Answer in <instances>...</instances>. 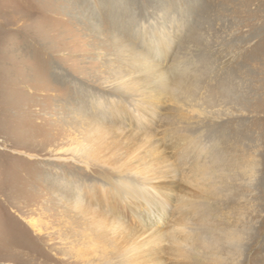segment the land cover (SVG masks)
<instances>
[{
    "label": "rangeland",
    "instance_id": "obj_1",
    "mask_svg": "<svg viewBox=\"0 0 264 264\" xmlns=\"http://www.w3.org/2000/svg\"><path fill=\"white\" fill-rule=\"evenodd\" d=\"M99 128L110 136L90 160L81 144ZM141 142L156 148L157 168L143 171L162 175L153 196H168L171 210L188 196L196 210L186 222L204 237L239 235L238 253L210 264H264V0H0V264L126 261L113 246L128 247L112 239L104 250L80 210L102 201L130 232L150 226L151 201H121L143 184L128 198L131 172L119 155L106 159L120 151L141 169ZM190 144L207 166L229 164L214 196L182 177ZM92 231L96 248L81 246ZM156 248L158 264H209L172 263L167 242Z\"/></svg>",
    "mask_w": 264,
    "mask_h": 264
},
{
    "label": "bare ground",
    "instance_id": "obj_2",
    "mask_svg": "<svg viewBox=\"0 0 264 264\" xmlns=\"http://www.w3.org/2000/svg\"><path fill=\"white\" fill-rule=\"evenodd\" d=\"M159 43L155 44L154 48H157ZM160 49H157V54L159 53ZM154 57V56H153ZM147 60L146 65L151 64ZM157 70L152 69L149 71L148 76H156ZM175 74V80H185L184 74L182 71H180V74L177 73L176 70H174ZM180 75V76H179ZM178 76V77H177ZM173 81V83L179 84L178 82ZM117 86L114 88L115 91L119 92L120 83L117 82ZM104 136V137H103ZM110 134H105L102 129L96 130L95 137H90V135H86L84 143L81 144V149L86 153V156L89 155L90 160H95L99 156L98 147L103 143L105 139H108ZM138 140H141L140 138ZM145 140V139H144ZM194 142V141H193ZM141 146L138 148V155H141V159L144 164L141 165V169L138 167H134L131 163H126L120 156L122 154H119L120 151H118L117 154L110 153L106 156L107 162L116 165L117 162V156L119 155V164L118 166L122 167L125 172L130 173L131 177L135 180V184L129 185V195L128 198H132V195L136 194V187L143 184V189L140 191L139 196H137L134 201L127 200L126 196L121 199V201L124 204L125 209L130 210V206H133V208H136V203L140 202L142 198H145L148 201H151L148 204L149 209L151 211H154L156 216L153 214L152 216H149V219L153 217V219L149 220V225L147 226L145 222V226L143 229H140L137 233H132L127 228V224L120 220L118 215V212H116L117 207L116 205L110 206L107 203H104L100 201L101 206L99 208H96L95 211H91L89 209L86 210H80L83 215H86L91 221H93V224H95V227L98 229V238L101 242V247L104 248V250L112 244H125L128 248L127 249H121L118 245L113 246V250L115 254L120 253V250H125V253L122 254V257H126V261H123L122 264H158L156 261L157 254L159 253V248H156L162 241L167 242V248L164 255L171 256L172 263L179 261L181 259L187 260V259H194L197 257V260L199 261L200 258H203L208 261L210 264L208 256L217 257L218 259L223 254L222 252L225 250L233 251L234 253H238L236 250L237 247H239V235L236 234H213L211 237H204V234H208L206 231H203V233H197V229L195 231L191 230L188 227V222L191 219L194 218L196 207L194 204L190 205L188 196L184 197H177V200L175 198L172 199V202H174V208L171 210V205H168V196L160 195L153 196L156 192L155 184L157 183L158 179L161 178V173L157 175H153V173L150 175L148 173H145L143 171L145 170H152L157 168V164L153 159L151 158L152 154L155 151V146L152 143L148 142H141ZM195 151L198 153L200 152L199 148L195 147V144H190L186 148H184L181 153L184 156V162L187 164L188 167L191 169L185 170L183 173V178L185 179V182L191 186V184L199 181V186L201 184L203 185L204 192H208L207 194L214 196V189L218 188L217 185L219 183L216 182V175L220 174L221 167L224 165V168L227 165L226 163H223L222 165H209L207 166L203 160V158L200 157V155H195ZM203 154H205L204 150H201ZM193 156V157H192ZM126 158H128V155H126ZM147 158L151 159L150 162L147 161ZM233 165V164H232ZM231 165V166H232ZM105 166H108L105 164ZM215 167V171H212L211 168ZM220 167V168H218ZM190 174V175H189ZM159 175V176H158ZM173 175H175V170L173 172ZM223 177L222 180L227 178H230L227 174H221ZM226 181H228L226 179ZM154 182V183H153ZM136 186V187H134ZM119 187V186H118ZM199 188V187H198ZM219 190V189H218ZM217 196V195H216ZM170 197V196H169ZM175 197V196H174ZM207 196H195L196 201L205 200ZM168 198V199H167ZM171 202V201H170ZM62 208H66L67 205H62ZM72 214L74 216V219L76 217L78 220L83 221V215L80 214L77 209H79V206L76 204H71ZM169 210V214L166 216L168 218V224L163 225L164 228H160L162 225L161 219L163 216L167 213ZM101 211V212H98ZM135 214H133L134 216ZM172 216V217H171ZM135 217V216H134ZM141 219L138 215H136L135 219ZM140 222V221H139ZM92 224V225H93ZM151 230L150 233L148 231ZM214 230V229H211ZM129 232V233H128ZM214 235H217L214 239L212 238ZM114 243H113V240ZM82 245H85L88 249L90 247L96 248L97 239L95 238V231H92L90 234L86 236L85 239H81ZM232 252V255H233ZM224 254H227L224 252ZM163 255V256H164ZM168 256V258H169ZM121 261V259H120ZM159 261L161 259L159 258ZM157 262V263H156ZM161 264V263H159Z\"/></svg>",
    "mask_w": 264,
    "mask_h": 264
}]
</instances>
